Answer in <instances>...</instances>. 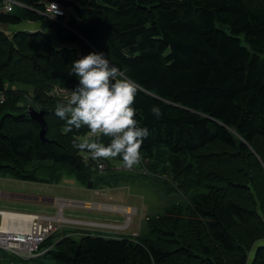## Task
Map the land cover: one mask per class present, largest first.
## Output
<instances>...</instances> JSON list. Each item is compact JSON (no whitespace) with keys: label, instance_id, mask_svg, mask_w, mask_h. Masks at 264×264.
<instances>
[{"label":"trees","instance_id":"1","mask_svg":"<svg viewBox=\"0 0 264 264\" xmlns=\"http://www.w3.org/2000/svg\"><path fill=\"white\" fill-rule=\"evenodd\" d=\"M20 1L29 8L1 14L0 27L49 26L59 45L43 31L10 37L0 29V176L37 182L41 166L28 168L46 162L87 176L91 162L73 139L89 129L63 133L49 93L74 89L73 62L104 52L150 93L134 104L150 133L141 156L168 153L197 186L190 182L186 209L174 205L151 220L149 240L66 234L47 241L42 256L11 264H264V0ZM51 3L72 11L67 27L40 14ZM8 83L34 85L33 103ZM29 107L44 111L48 142Z\"/></svg>","mask_w":264,"mask_h":264},{"label":"rangeland","instance_id":"2","mask_svg":"<svg viewBox=\"0 0 264 264\" xmlns=\"http://www.w3.org/2000/svg\"><path fill=\"white\" fill-rule=\"evenodd\" d=\"M13 26L17 27L14 28ZM13 26L11 29L3 30L10 37L13 33L20 31H27L30 33L43 31L52 36L53 43L56 46L59 45L53 30L49 29V26H42L41 24L31 25L26 21L22 22L21 25L19 24V26ZM90 49L94 51L91 46ZM7 89L16 92V94H19L21 98H25L30 104L33 103V99L36 98L34 85H12L8 83ZM52 89L49 95L57 98L59 102L64 101L65 97L69 96L71 93L70 90L63 89L59 85L52 87ZM26 101H22L19 104L26 106L28 104ZM84 155H86V153H83L82 157ZM173 158L174 157H171V155L166 152H156L153 158L148 159L141 156V161L138 165L127 168L123 165L122 159L118 156L115 159H105L107 170L104 172L97 169L95 160L90 159L87 161L91 162L89 164V170L87 171V176L84 178H82L83 172H75L70 166H54L51 162H46L44 164L35 163L28 168V171L33 173L35 168L41 166L37 172V180L39 181H19L15 186L20 190H17L18 194L42 198L41 201L36 199L34 202V205L38 207L36 209L40 208L46 211L47 207H54L50 202H46V198H64L74 201L77 206H64L63 215L66 218H75L73 220H82L81 218H85L87 220L105 222V224L115 227L119 226V229L92 226L88 227V229H84L87 232L91 230L95 235L111 238H128L134 241V243L140 241L144 242L152 238L151 233H149V223L152 222L151 220L162 215L167 209L174 205H179L176 212L179 211L182 205L183 208L186 209L188 195L192 193L188 194L187 192L190 190L189 186H197L195 184L197 176L187 177L185 174H178V171L181 170V166L179 164L175 166V158ZM180 160L187 166L192 159L187 157L180 158ZM73 172L75 176L71 175ZM80 176L82 179L78 180ZM90 182L92 183V187H89ZM179 185L187 188L184 189L183 187H179ZM85 201L91 205L89 208L83 207V205H85L83 202ZM26 202L27 201H23L22 203ZM98 207L103 208L98 210ZM115 207L118 209H133L135 212L129 216L126 212L123 213L121 210H112V208ZM51 209L56 211L58 208L55 206ZM13 210L33 212L30 209ZM96 214H102L104 217L97 219V217H95ZM91 225H95V223ZM120 226H125V228L121 229ZM75 227L76 226L71 227L63 225L62 230L55 233L48 242L55 245L56 242L63 238L68 232L75 234L78 239L86 235V232L77 235L81 231L73 230ZM93 229L102 230L95 231ZM42 249H45V247L43 246ZM0 259L4 264L21 262L20 260H22L10 255L6 251H0ZM32 264H36V261H32ZM44 264L51 263L45 260Z\"/></svg>","mask_w":264,"mask_h":264},{"label":"clouds","instance_id":"3","mask_svg":"<svg viewBox=\"0 0 264 264\" xmlns=\"http://www.w3.org/2000/svg\"><path fill=\"white\" fill-rule=\"evenodd\" d=\"M77 86L55 106V115L65 121L63 133L86 126L89 132L73 139V147L86 153V159H115L132 168L141 161L140 149L149 136L135 119L138 93L147 89L110 63L104 52H91L72 64ZM151 114L159 118L161 109L153 105ZM102 137L110 138L105 144Z\"/></svg>","mask_w":264,"mask_h":264},{"label":"built area","instance_id":"4","mask_svg":"<svg viewBox=\"0 0 264 264\" xmlns=\"http://www.w3.org/2000/svg\"><path fill=\"white\" fill-rule=\"evenodd\" d=\"M17 7L29 8L20 0H0V15L11 14ZM40 14L46 16L54 22L62 23L67 27L65 22L71 19L72 11L59 4L51 3L48 4L47 10ZM0 29L2 31L4 30L1 27ZM5 100L6 96L4 94H0V105L3 104ZM90 159V157L86 159V155L83 156V160L85 162ZM95 162L97 169L101 172L107 170V163L105 159L95 160ZM69 205L76 206L74 201H71ZM83 207L89 208V206L85 205H83ZM5 214L14 215V217H11L9 220L4 222ZM92 223H95V225H91ZM63 225L119 229V226L115 227L109 224L66 218L63 215L62 210H60L58 215L55 217L39 213L0 210V251H6L10 255L23 260L38 258L46 253V248L42 249V247L47 243L48 239L55 233L62 230Z\"/></svg>","mask_w":264,"mask_h":264},{"label":"crops","instance_id":"5","mask_svg":"<svg viewBox=\"0 0 264 264\" xmlns=\"http://www.w3.org/2000/svg\"><path fill=\"white\" fill-rule=\"evenodd\" d=\"M30 24L33 25L32 23H30ZM29 27H32V26H29ZM33 27H35V26H33ZM19 181H25V180H18V179H14L13 177L0 176V210H2V211H15V212H26V211H18V210H13V209H19V210L30 209L33 212H37L39 214L55 217L58 215L60 210L64 211V206H67V205L70 206L69 204L71 203V201H69L67 199H64V198H52V199L46 198V202H50L52 204V206H54V207L57 206L58 209L56 211L51 209L54 207H47L46 211H44L43 209H40V208L36 209L38 207H36V205H34V202L36 201V199L38 201H41L42 198L41 197L37 198L36 196L33 197V196L18 194L17 190H19V189L17 188V186H15V184L18 183ZM29 182H34V181H29ZM23 201H27L28 203L27 202L22 203ZM83 203H88V202L85 201ZM101 204H103V203H101ZM72 207H77V206H72ZM117 207H123V206H117ZM80 208H82V207H80ZM101 208H103V207H98L97 209L99 210ZM33 212H31V213H33ZM92 212H94V211H92ZM28 213H30V212H28ZM92 216L94 217L93 214H92ZM82 217H87V216H82ZM95 217H97V219H99L101 217H104V215L96 214ZM70 219H75V218H70ZM81 219H82V221L97 222V223L105 224V222L87 220L85 218H81ZM106 223H109V222H106ZM71 227H73V226H71ZM120 227H121V229L125 228V226H120ZM84 229H88V227H82V226L77 227L76 226L75 228H73V230L81 231L77 235H81L83 232H86V234H88V233L93 234V232L90 229H89L90 231H88V232L85 231ZM93 230L97 231V230H102V229H93ZM66 234L68 235L71 233L68 232ZM74 236L76 237V235H74Z\"/></svg>","mask_w":264,"mask_h":264},{"label":"water","instance_id":"6","mask_svg":"<svg viewBox=\"0 0 264 264\" xmlns=\"http://www.w3.org/2000/svg\"><path fill=\"white\" fill-rule=\"evenodd\" d=\"M28 113L31 118H33L35 121H37L40 126H41V131H40V138L44 142H48L47 139V132H48V123L45 120V113L44 111H36L34 108L29 107ZM89 187H92V183H89Z\"/></svg>","mask_w":264,"mask_h":264},{"label":"bare ground","instance_id":"7","mask_svg":"<svg viewBox=\"0 0 264 264\" xmlns=\"http://www.w3.org/2000/svg\"><path fill=\"white\" fill-rule=\"evenodd\" d=\"M85 206H91L90 204L88 203H85ZM113 210H117L118 208H112ZM118 210H121L123 212H126L129 216L131 214H133L135 211L133 209H128V208H121V209H118ZM11 217H14V215H10V214H5L4 215V222H6L7 220H9V218Z\"/></svg>","mask_w":264,"mask_h":264}]
</instances>
